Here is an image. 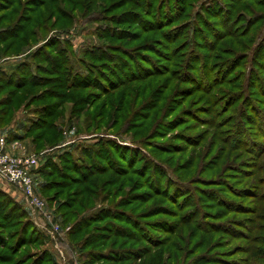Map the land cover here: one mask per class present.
Wrapping results in <instances>:
<instances>
[{"label": "rangeland", "instance_id": "1", "mask_svg": "<svg viewBox=\"0 0 264 264\" xmlns=\"http://www.w3.org/2000/svg\"><path fill=\"white\" fill-rule=\"evenodd\" d=\"M70 1V5H61L67 11V16L70 19L61 20L55 27L47 28L46 32L41 33L40 39L36 44L25 49L19 55L10 58H0V67L4 71H10L18 63L28 61L31 62L34 70L36 62H32L30 59L31 54L41 47L43 43L46 42L49 45L52 40L56 39L60 43V48L67 52L68 62L72 64L74 73L84 75L86 74L85 67L81 63H88L83 57V53L86 50L103 48L114 44L124 46L119 40L108 39L112 35L111 31L113 28H118L111 22L112 15H117L126 9L137 11V8L127 5L121 11H113V8L111 9L108 5L117 0H89L90 3L85 8H79L76 6L79 4L78 0ZM123 1L125 3L132 0ZM145 1L140 0L142 5L146 4ZM184 2L185 13L183 15L179 14L180 20L175 21L168 29L180 26V30L177 33L180 39L176 44L186 38L192 39L194 43V46H191L192 49L196 48V52L200 55L209 54L208 60L212 58V64H216L212 65L211 69H214L221 59L228 57L226 48H228V43L231 42L230 39L220 43L213 41L214 37L210 35L214 33V28L217 27L219 30L224 31L229 20L237 17L236 20H241V22L235 26V22L231 25L238 31L244 28L242 33H240L241 35L247 33L250 28L252 29V27L247 26V20L254 14H260L262 20L253 27L248 37L240 40V42L244 43L247 51L239 49V47L234 49L237 53H243V57L247 59L239 60L234 64H226L225 67L222 65L215 71L210 69L206 74H201V67L196 64V60H192L191 64L195 67V71H189L190 77L193 76L194 80L196 79L197 81V91L194 95L189 92H183L186 87L191 86L189 82L194 81L192 77L189 79L193 81H188V83L172 81L171 78H174L175 75H172L168 80L165 78L151 79L156 88L164 91L160 106L165 109H162L160 120L156 125L152 124L151 121L140 124V119H131L126 122L130 116L128 111L130 110L131 113V110L138 109L139 105L150 97L148 93L145 96L141 95L139 99H135L134 94L126 95V97L121 99V91L110 92V85L117 84L118 86L122 84L121 80L125 77H120L119 72L114 74V71H112L113 73L109 72V74L108 71L102 73L101 70L97 71V73L92 72L88 75V80H94L101 87L100 90L90 89L79 93L80 95H85L87 92H94L96 97L94 108L91 111L83 112L77 117H70L72 104L64 102L59 112V118L56 119V124L61 132V140L53 148L42 150L40 152L42 155L38 154L40 156L39 166L44 164L45 161L59 164L61 163V156L65 153H69L75 160L88 161L83 159L84 156L81 150L83 148L99 150L97 146L101 142L111 141L119 147V150H116L121 151L120 156H118V151L114 150L113 147L105 149L104 153L106 154L107 152L112 157L113 164L125 165L124 172L129 174L119 179L120 182H124L123 190L117 197L106 198L105 195L104 200H95V202L90 200L88 202L89 209L79 213L78 217H88L101 208L112 206L127 193L125 202H121V205L125 204L127 206L124 209L128 214L129 219L127 221L129 220L132 223L133 218L136 220L141 218L143 226L139 227L137 224L138 220L135 228L127 225L126 222L118 223L120 224L119 226L127 229L120 234L117 233L121 236H126L125 243L123 241L125 239L121 237L117 239V244L123 242L125 247H144L150 251L144 260L132 264H150L153 260L157 262L159 257H162L163 263L167 264V251L171 252L172 255L174 254L173 257H177L179 262L190 261L200 256V260L196 259L195 261L203 262L201 264H264V258H255L258 253V255L264 257V201L262 200L264 199V194L259 193L257 199L250 196L257 192L258 188L264 191V86H261L264 85V58H258L257 61L249 59L250 51L261 42V36L264 33V6L257 5L263 2L259 0H214L213 3H217L216 6L218 7L210 5V0H184ZM152 7L155 12L157 3L152 4ZM204 9H209L208 11L211 12L208 13ZM221 9L226 10V14L217 18ZM170 10L171 17L175 19L178 15H175L177 9L171 8ZM141 17L145 22L157 23V20L160 19L161 24H168V22H165L166 15L164 16L163 14L158 19L153 13L150 16L142 13ZM193 19L197 28L195 32L201 30L199 29L200 24H198L200 20L204 21V23L208 22L212 27V31L209 32V40L205 39L208 37L207 29H203L204 31H200L201 33L191 35L190 29L186 28L188 24L190 26V23L187 24L185 22H191ZM119 28H126V26H120ZM203 35H205L204 39L201 38ZM155 36L156 34L154 33L147 35L142 31L139 35L141 40L130 43L128 48L143 42L147 38L153 39ZM186 43H183L178 48L184 49V54L175 55L177 57H174L173 62H171V68L182 66V62L185 60L183 57L189 51V47L185 45ZM169 46L166 48L173 49L174 45L172 47ZM50 50L46 52H53ZM135 51L138 52V50ZM143 54H147V58L153 60L155 65L161 62L152 53L145 51ZM173 54L172 52L168 56H173ZM118 58L121 59L120 57ZM164 64L165 66L168 65L166 62ZM143 66H146V64ZM133 73L131 78H125V80L134 78L136 71H133ZM100 77L105 78L109 83L102 79L100 81L98 79ZM246 77L248 79L246 89L242 91L234 89V84L238 88L245 84ZM222 82H227L228 84L217 86L210 95L205 93L209 92L217 83ZM137 85L139 83H132L130 86L137 87ZM253 86H259V90L254 92ZM41 90L38 89L35 93H39ZM175 90L179 92L175 93ZM104 92L110 93L105 96L103 95ZM189 94L190 97H187ZM231 94L232 96H230ZM240 97L241 99L238 101ZM73 98H75L74 95ZM203 99H210V102H212L213 106L211 105L210 108L212 114H199L201 119L197 121L188 112L189 110L194 111L192 109L194 105L201 103ZM185 100V104L181 105ZM106 101H112L113 104H110L111 106L105 110V116L100 120L98 128H95L98 120L92 116L87 118V116L99 111L101 105ZM136 103L137 106H135ZM118 104L121 107L119 106L118 112L114 114V107ZM36 105L38 106L39 104H33L28 111L18 110L16 113V116H19L18 120L23 123H27L30 119L33 120L35 118L33 108ZM168 106L170 109H168ZM172 110H176L175 113L166 118ZM16 116L14 117L15 120H17ZM117 116L121 120L119 119L118 121L119 117L117 118ZM174 116L183 118L182 126L175 130H167L161 127L164 121L171 120ZM109 125L112 127H109ZM142 125H144V128H142ZM160 136L162 137L159 138ZM17 143L20 151L19 154H16V150L14 152L16 155L33 154L29 139ZM165 143L168 145H158ZM7 150L10 153L13 152L11 149ZM211 164H213L212 167H210ZM109 176L110 174L102 177L100 182ZM212 178H218L214 182L221 184L220 186L223 189H218L219 186L217 185L208 188H213L214 192L212 193L220 190L222 196L227 198L224 203L229 202V204L225 205L229 206V208L221 207L220 203H211L210 195L212 193H207L208 191L197 192L195 187H191L206 188L207 180L209 182ZM259 178L262 180L260 181ZM141 180L150 187L152 192L149 196L151 198L149 201H146L147 198L141 200L140 198H135L131 196L132 192L135 191H129L131 185ZM33 181L36 196L45 203L46 211L51 214L52 222L59 226L61 234H56L52 237L49 234L50 227L47 225L45 218L40 216L37 221H34L25 208L23 200L18 195L0 186V193L9 197L14 203L24 209L36 231L42 236L41 245L26 250L28 252L36 250L46 252L51 256L55 264H90V259L86 252L93 247L85 250L82 244L78 242L87 236L89 230L76 238L71 237V228L75 219L65 223L57 207L48 202L47 196H51L53 192L43 194L41 191L43 179L40 176H33ZM185 183L193 189V192L176 205L175 202H179L183 194L187 192L188 185ZM248 185H255L256 187L249 193L246 190H242L243 186ZM146 190H149V188L137 192ZM224 190L227 192L224 193ZM105 193L106 191L102 195ZM159 193L161 195H158ZM155 206L169 208V211H155L153 210ZM254 206L257 209L259 208L257 215L253 211ZM157 212H160L159 215H155ZM185 212H190V214L188 213L184 218L180 219L178 228V221H176L178 219H174L173 216L178 213L182 215ZM223 214L225 217L222 220H218L220 216H224ZM190 218L192 222L189 221ZM227 219L232 220V222L226 226L225 221ZM159 220L170 222V228L166 229V225H163ZM175 221L176 223H173ZM188 221L189 225L187 224ZM202 221L206 223H202ZM209 222H216L218 226L222 225V228L215 224L210 225ZM40 225H43V227ZM225 227H228V229ZM169 231L171 233L176 231V233H167ZM131 232H133V236L127 235V233ZM177 238L182 239L183 243H178ZM144 239H148V241ZM156 244H161L162 247L154 249L153 247ZM173 245L176 246L175 249ZM56 246L62 250L64 259L58 256L55 249ZM108 246L109 243H107L106 248ZM93 249L96 250L97 247ZM93 264L108 263L98 261Z\"/></svg>", "mask_w": 264, "mask_h": 264}, {"label": "trees", "instance_id": "2", "mask_svg": "<svg viewBox=\"0 0 264 264\" xmlns=\"http://www.w3.org/2000/svg\"><path fill=\"white\" fill-rule=\"evenodd\" d=\"M259 1H262L263 3L257 5L264 6V0ZM145 2L146 4L142 5L140 0L126 1L125 3L123 0H117L111 5H108L111 9L113 8V11H121L122 9H125L127 5H130L137 8V11L139 12L134 9H126L119 12L117 15H112L111 22L118 26V28H113L111 31V37L107 38L119 40L124 46H117L114 44L104 46L103 48L99 47L86 50L83 53V57L88 63H81L82 66L85 67L86 74L84 75L74 73L72 64L68 62L67 52L60 48V43L56 39L52 40L49 45L46 44V42L43 43L41 47L37 48L31 54L30 59L32 62L37 63L34 65V70L31 66V62L28 61L18 63L10 71H4L3 68L0 67V133L5 135L7 144L29 139L30 144L32 145V155L34 156H38V154L44 149L56 146L61 140V132L56 124V119L59 118V112L61 111L64 102H70L72 104L70 117H77L83 112L91 111L95 106L96 97L94 92H87L85 95H80L79 93L90 89L100 90L101 87L95 83L94 80H88V75L92 72L97 73V71L101 70L102 73L108 71L109 74V72L114 71V74L119 72L120 77L129 79L133 76V71H136L134 78L130 80H125L124 78L121 80L122 84L118 86L117 84H111L110 92L121 91V99L122 97H126V95L129 96V94H134L135 99H139L141 95L145 96L148 93L150 97L142 102L138 109L134 111L131 110V113L130 110L128 111L130 116L126 122L131 119H140V124L151 121L152 124L156 125L160 120L159 117L162 114V109H165L160 106L162 103L161 97L164 91L160 90V88H156L151 79L165 78L168 80L172 75H175L174 78H171L172 81L188 83V81L194 80L193 76H191L193 80L189 79L191 78L189 71H195V67L191 64L192 60H196V64L201 67V74L208 73L212 65H216L212 64V58L208 60L209 54L200 55L196 52V48L194 50L192 49L191 46H194L192 39L186 38L179 44H176L180 39L179 35H177L180 26L168 29V27H170L175 21L180 20L179 14L183 15V13H185L184 0H146ZM213 2L214 0H210V5L218 7L216 6L217 3ZM78 3L79 4L76 5L77 7L85 8L90 1L78 0ZM155 3H157V9L154 12L152 4L154 5ZM62 4L70 5L71 1L0 0V58H10L19 55L25 49L36 44L40 39L41 33L46 32L47 28L55 27L61 20L70 19V17L67 16V11L61 6ZM171 8L177 9L175 15L178 14V18L176 17L174 19L171 17ZM180 10L181 12L184 10V12L181 13ZM204 10L208 11L209 9ZM210 12L211 11H208V13ZM142 13H146V15L149 16L153 13L156 15L157 19L162 14L164 16L166 15L165 22H168V24H161L160 19L157 20V23L145 22L142 20ZM225 14L226 10L221 9L218 12L217 18ZM236 19L237 17L233 20L230 19L226 24L224 31L215 27L213 30L214 33H210V36L214 37L213 41H216L217 43L223 42L226 39L231 40V42L228 43V48H226L228 51V57L223 60L221 59L217 66H215L214 69H211V71H215L222 65L225 67L226 64H234L239 60L247 59L246 57H243V53H237L234 49L239 47V49L247 51V48L244 47V43L240 42V40L248 37L253 27L262 20V17H260V14H254L250 17L246 24L247 26L252 27V29L250 28L247 33L241 35L240 33H242L244 28L241 31H238L231 25L235 22V26L241 22V20L237 21ZM51 22H53V24H51ZM185 23H190V26L188 24L186 28L190 29L191 35L194 33H201L200 31L207 29L206 32L208 31V37L205 38V35H203L201 38L209 40V32L212 31V27L208 22L204 23V21L200 20L198 24H200L199 29L201 30H198L197 32H195L197 28L194 25V19L191 22L186 21ZM120 26H126V28H119ZM132 28H134V30H132ZM142 31L147 35L154 33L156 36L153 39L147 38L143 42L128 48L130 43L141 40L139 35ZM186 41H188V43H186ZM183 43H186V47H189L188 54H185L186 56L184 57L182 56L185 59L184 62H182V66L173 69L171 68V62H173L174 57L184 54V49H178ZM168 46H173V49L166 48ZM49 49L53 52H46L49 51ZM135 50H138V52ZM145 51L156 55V59L161 62L158 65H155L153 60L147 58V54H143ZM172 52L174 53L173 56H168ZM250 52L249 59H251V61H257L258 58H264V33L261 36V42H259V44H257V46ZM147 60H149L148 64ZM164 62L168 63V65L165 66ZM145 64L146 66H143ZM98 79H100V81L102 79L106 83H109L103 77ZM132 83H139V85H137V87H132L130 86ZM189 83L191 86L186 87L183 92H189L191 95H194L197 91V81L195 79L193 82ZM222 84L228 83H217L216 86H213L209 90V92L205 93L210 95L217 86H221ZM247 84L248 79L246 77L245 84L240 88L235 84L233 87L238 91H242L246 89ZM38 89H42L41 92L35 93ZM252 89L254 92H257L259 86H253ZM110 92H104L103 95L106 96ZM177 92L179 91L175 90V93ZM190 94L187 97H190ZM73 95L75 98H73ZM230 96H232V94ZM240 99L241 97L238 101H240ZM185 102L186 100L183 101L182 104L179 103L183 105ZM37 103L39 105H36V107L33 108L35 118L33 120H28L27 123H24L20 127V134L15 133L14 130L9 128L18 110L28 111L33 104ZM110 104H113V102H104L99 111L87 116V118L89 116L91 118L92 116L94 119L98 120V124L95 128H98L100 120L105 116V110L111 106ZM195 105L194 108H192L194 111L189 110L188 113H190V115L197 121L201 119L199 118V114H212V110L210 109L212 102H210V99H203L201 103H196ZM119 106L120 105L118 104L114 107V114L118 112ZM135 106H137V103ZM168 109H170L169 106ZM175 111L176 110H172L166 118L172 116ZM118 117L119 116H117V118ZM119 119L120 117L118 118V121ZM182 121V117L174 116L171 120L164 121L161 124V127L167 130H175L182 126ZM109 127L112 126L109 125ZM142 128H144V125H142ZM161 137L162 136L159 138ZM158 145L167 146L168 144L165 143ZM112 147L114 150H119V147L111 141L101 142L97 146L99 150H93L91 148H83L81 150L82 155L84 156L83 159H87L88 161H82V159L79 161L75 160L69 153H65L60 158L61 163L56 164L52 161H45L44 164L36 167L33 171V176H40L43 179L41 183V191L43 194L46 192H53L51 196H47L48 202L57 207L64 222L69 223V221L75 219V222L72 224L70 236L76 238L83 234V232L89 230L87 236L83 237L78 242L82 244V247L85 250L89 247H97L96 250L91 248L86 252L89 256L90 264L98 261H103L108 264H132L144 260L150 253V251L147 250L148 248L146 249L144 247H125L124 243L126 241V236L119 235L122 231H126L127 229L119 226L120 224L118 223L120 222H126L127 225H131L133 228H135L137 224L139 227L143 226L141 218H137L138 223L134 218V223L129 222V220L127 221V219H129L128 214L124 210L127 206L125 204L121 205V202H125L127 193L112 206L101 208L99 211L94 212L88 217H78L79 213H83L89 209L90 206L88 205V202L90 200L94 202L95 200L101 201L104 200L105 195L106 198L117 197V195H120L123 190L122 186L124 182H120L119 179L121 177H126L129 173L124 172L125 165L113 164L112 157L107 152L106 154L104 153L105 149H111ZM120 152L118 151V156L121 155ZM212 166L213 164H211L210 167ZM108 174H110V176L100 182V179ZM215 179L218 178H212L209 182L207 180V184H205L206 188H199L197 186L191 187H195L197 192L208 191L207 193L214 192L212 190L213 188L208 187H213L215 185L219 186L218 189H223V187L220 186L221 184H216L214 182ZM259 180L261 181L262 179L259 178ZM187 187V192L183 194L179 202H175L176 205L182 202V199H186L187 196L193 192V189L189 185ZM255 187V185L243 186L242 190H246L249 193V191L255 189ZM145 188H149V190L137 192ZM104 191H106V193L102 195ZM129 191H135L132 192L131 196L140 198V200L147 198L146 201H149L151 199L149 197L152 194L150 187L147 186L143 180L131 185ZM226 192L224 190V193ZM259 193H262L263 195L264 191L261 190V188H258V191L250 196L257 199ZM158 195L161 194L159 193ZM106 198L105 200H107ZM226 199L227 198L222 196L220 190L210 195L211 203H220L221 207L229 208V206H225L226 204H229V202L224 203ZM262 200L264 201V199ZM168 209L169 208L163 206H155L153 210L169 211ZM253 211H255L254 214L257 215L259 208L257 209V207L254 206ZM172 212L177 213L175 211ZM159 213L160 212H157L155 215H159ZM188 213L190 214V212H185L182 215L178 213L173 216L174 219H178L176 220L178 221V228L180 226V219L184 218ZM224 217L225 215L220 216L218 220H222ZM159 221H161L163 225H166V229L170 228V222ZM176 221L173 223H176ZM189 221L192 222L191 218ZM189 221L187 222L188 225ZM230 222H232V220L227 219L225 225L227 226ZM202 223L206 222L202 221ZM209 223L210 225L215 224L218 226L216 222ZM218 227L222 228V225ZM225 228L228 229V227ZM132 233L133 232L129 234L127 233V235L133 236ZM167 233L171 232L169 231ZM174 233H176V231L171 234ZM121 237L125 239L123 240L124 243L117 244V239ZM177 239L178 243H183L182 239ZM146 240L148 241V239ZM42 241L41 234L36 231L24 209L20 205L14 203L9 197L0 193V264H55L51 256L46 252L39 250L28 252L26 250L41 245ZM107 243H109L108 248H106ZM161 247V244H156L153 248L157 249ZM175 247L176 246H174V249ZM258 254L255 255V258H264ZM173 255L171 252L167 251V264L203 263L201 261H195L196 259L200 260V256L193 258V260H190L191 262L189 260L179 262V259L173 257ZM158 259L157 262L153 260L154 262L151 261L150 264H165V262L163 263L162 257H159Z\"/></svg>", "mask_w": 264, "mask_h": 264}, {"label": "built area", "instance_id": "3", "mask_svg": "<svg viewBox=\"0 0 264 264\" xmlns=\"http://www.w3.org/2000/svg\"><path fill=\"white\" fill-rule=\"evenodd\" d=\"M6 146V137L0 133V186L23 200L25 208L34 221L40 216L45 218L52 237L56 234L60 235L59 226L52 222L45 203L34 192L33 171L39 166L40 156L14 155L6 150ZM55 249L58 256L64 259L62 250L57 246Z\"/></svg>", "mask_w": 264, "mask_h": 264}, {"label": "crops", "instance_id": "4", "mask_svg": "<svg viewBox=\"0 0 264 264\" xmlns=\"http://www.w3.org/2000/svg\"><path fill=\"white\" fill-rule=\"evenodd\" d=\"M16 119L17 120H13V122L11 123V125L9 126V128L10 129H12V130H14L15 131V133H17V134H20V131H21V126L24 124L22 121H19L18 119H19V116L17 115L16 116ZM21 123V124H20ZM21 125V126H20ZM7 149H11V150H13V152H11V154H14V155H16V154H19V151H20V149H19V145H18V143L17 142H13V143H9V144H7V146H6V150ZM17 150V151H16ZM8 151V150H7ZM16 151V154L14 153ZM9 152V151H8ZM10 153V152H9ZM14 194V193H13Z\"/></svg>", "mask_w": 264, "mask_h": 264}]
</instances>
